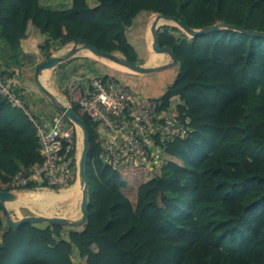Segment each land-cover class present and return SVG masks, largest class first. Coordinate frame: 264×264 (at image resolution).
<instances>
[{"label": "trees", "instance_id": "obj_1", "mask_svg": "<svg viewBox=\"0 0 264 264\" xmlns=\"http://www.w3.org/2000/svg\"><path fill=\"white\" fill-rule=\"evenodd\" d=\"M157 15L192 29L264 32V0H64L62 10L47 0H0V36L17 58L5 61L1 77L19 75L35 57L46 63L55 43L89 44L140 64L129 32L144 41L147 19ZM158 38L178 76L154 101L169 110L179 98L195 133L163 147L159 170L110 168L99 159L95 124L77 105L85 91L76 90L73 108L91 135L88 221L82 229L13 230L0 202V264H264V38L225 29L190 38L172 26ZM100 81L123 84L110 75ZM40 149L34 123L0 94V191L22 165L43 164Z\"/></svg>", "mask_w": 264, "mask_h": 264}, {"label": "built area", "instance_id": "obj_2", "mask_svg": "<svg viewBox=\"0 0 264 264\" xmlns=\"http://www.w3.org/2000/svg\"><path fill=\"white\" fill-rule=\"evenodd\" d=\"M85 87L83 99L77 103L95 124L99 139L100 161L113 169L147 167L159 170L164 164L166 144L185 140L195 133L189 118L182 119L171 100L169 110L155 101L142 98L145 104L138 106L139 97L131 88L118 82L102 83L98 78L88 82H75L70 92ZM17 76L2 79L0 94L14 108L23 110L34 123L43 164L21 170L11 183L9 191L17 193L34 185L43 189H66L73 186L78 176V135L70 121L57 115L50 124L39 122L18 92ZM45 187V188H44Z\"/></svg>", "mask_w": 264, "mask_h": 264}, {"label": "water", "instance_id": "obj_3", "mask_svg": "<svg viewBox=\"0 0 264 264\" xmlns=\"http://www.w3.org/2000/svg\"><path fill=\"white\" fill-rule=\"evenodd\" d=\"M165 20L171 22L173 27H177L181 29L187 36L190 38H197L204 35H209L212 33H216L219 31L230 30L238 33H242L244 35L250 37H261L264 38V32L260 31H247L243 28L234 27V26H214L208 29H192L187 26L184 22L180 21L175 17H164L162 15H158L155 23L151 28V32L153 35V51L159 55H169L173 59L171 64H167L159 67H146L140 64H133L126 58L117 56L115 54L102 52L95 47L89 44H81L80 42H76L74 44L73 49L68 51V53L63 56H55L53 55L48 59L46 63L39 65L35 69L34 80L37 84L40 91L53 103V105L59 110L60 113L63 114L70 122H72L83 134V152L79 161V181L82 187L83 199L81 203V214L82 217L78 221H71L66 218L61 217H25L18 221L11 216V213L8 208V204L16 203L19 201V195L12 193L10 191H0V202L3 205L4 216L6 220V224L10 229L18 230L25 224H47V225H61L64 227H83L88 221V208L90 205V184L87 177V162L90 152V144H91V135L89 128L85 121L81 119L76 113L75 109L72 106H68L64 104L56 95H54L42 82L41 77L44 72H49L60 65L70 61L71 59L78 56L81 52H89L95 58L103 59L110 61L112 63L121 65L130 70V72L138 74V75H151L155 73L162 72L166 69H169L178 64L177 59L175 58L173 52L170 49L162 48L159 38H158V24L160 21Z\"/></svg>", "mask_w": 264, "mask_h": 264}, {"label": "rangeland", "instance_id": "obj_4", "mask_svg": "<svg viewBox=\"0 0 264 264\" xmlns=\"http://www.w3.org/2000/svg\"><path fill=\"white\" fill-rule=\"evenodd\" d=\"M47 1H48V5H49L50 8H52L54 10H62L63 9L64 0H47ZM156 18H157V16H151V17H149L147 19V22H146V29L147 30L149 29L150 25H151V28H152L153 24L156 21ZM145 19H146L145 16H140L137 19V21H136V25L138 27L142 28ZM165 26H172L171 22L162 20L158 24L159 29H161V28H163ZM147 34H148V45H149L150 53L154 54L155 52L153 51V48H152V45H153V42H154L152 32L150 31L148 33V31H147ZM133 35H134V33H133ZM53 46L57 49V52L54 54L55 56H63L64 54L68 53V51H70L74 47V45H70L68 47L62 48V46H60L59 43H55V44H53ZM9 54H10V57H11L10 59H12L14 61L17 60L16 55L14 53L9 52ZM79 55L80 56H85V55L89 56L90 55L91 57H94L92 54H90L89 52H86V51L81 52ZM155 55H156L157 58L152 63L153 64L155 63L158 66H164V65H167V64H171L172 61H173L172 58L169 55H159L157 53H155ZM77 57H75L73 59H78ZM140 58H141L140 61H142L143 57H142L141 54H140ZM73 59H71V60H73ZM96 59H98V58H96ZM99 60L103 61L104 63H107L109 65V67L112 68V69H109L110 70V72H109L110 75H111V73L115 72L114 73L115 74L114 75L115 78L120 79L121 82H123V84H127L126 86L131 87L132 90L135 93L143 95V92H144V93L148 94V96H149L148 99L149 100H154V98H152V97H154L156 94L157 95H161L162 94L161 96H158V98H161L165 94L163 88H164L165 85L167 86V83L169 84L171 82V79H169V78H171V76H173V71L176 70V67H171L169 69H166L165 71H162V72H159V73H155V74H151L147 78H145L144 80L131 81L130 79H127L126 77H123V75L121 73H119L118 70L130 72L129 70H127L123 66H120L118 64L112 63V62L107 61V60H103V59H99ZM41 64H43L41 60H39L37 57L33 58L29 62L28 66L19 74V77H20L19 80H20V82L22 84V87L30 86V88H33L34 92L38 95V97L35 96L33 98V100L38 103V106L40 107L41 112H47L46 116H50L52 113H54L53 114V116H54L55 114H59V110L40 91V89L38 88V86H37V84L35 83V80H34L35 69ZM74 71H77V70H74ZM47 73H51V72H44L43 79H46ZM139 76H141V75L133 73V77H138L139 78ZM164 76H166V77H164ZM135 79H137V78H135ZM86 82H88V80H85L84 83H86ZM74 83H75V81H70L68 83V87H67V85H64L66 83L62 84V86L60 88L63 87V89L65 88L66 90L63 91L62 89H60V90H62L61 92L68 97L69 94H70L69 93L70 88H71V86ZM38 99H42V102H40V104L37 101ZM28 107L30 108V110L32 111L34 116L38 119V121L41 122V119L38 116L40 110L37 111L36 109H34L35 106L32 105V103H29ZM78 132H79V135H78V140H77V145H78V159L77 160H78V163H79L84 146H83V134H82V132L80 130H78ZM78 183H80V181ZM76 185H74V186H76ZM71 188H69V189H71ZM66 189L60 191L59 188H52V190H54V191H60L57 194H60V193H63L65 191L69 190V189H67V190ZM80 191H82V187H81ZM53 193H55V192H52V191H50L48 189H35V190L23 191V192L20 193V200L19 201H17L14 204H11V205L8 204V205H10L9 207H11L12 209H16L15 211H17V209L21 208V212H22L23 216H25L24 214L27 213L26 211H30L31 214L34 215V217H51L52 215H55L57 213H61V211H63V210L66 212L69 209L68 206L71 203V199L72 198L69 201L54 203V202H51L52 200L50 199L51 198V194H53ZM76 212H80V206L78 207ZM11 216L14 219L16 218L15 215H13L12 213H11ZM45 226H46V224H42V227H45ZM79 228H82V227H79ZM75 260H76V258H75Z\"/></svg>", "mask_w": 264, "mask_h": 264}, {"label": "crops", "instance_id": "obj_5", "mask_svg": "<svg viewBox=\"0 0 264 264\" xmlns=\"http://www.w3.org/2000/svg\"><path fill=\"white\" fill-rule=\"evenodd\" d=\"M147 31H148V33L151 31V25L149 26L148 30L145 29V33H144V41L145 42L143 40H140L139 38H137L135 36V33L133 35L132 32H130V34H129L130 40H131L132 44L136 47V49L139 53V57H140V54L143 57V60H142L143 62L139 60L140 65H144L146 67H159L157 64L152 63L157 57H156L155 53L154 54L150 53L149 45H148ZM16 51L19 52L18 50H16ZM9 52L13 53L14 51H12L9 48V46L6 44V42L0 36V63L3 66L2 68H6L5 67V65H6L5 61L6 60L7 61L11 60ZM19 54H21V53L19 52ZM77 58L78 59H73L71 61H68V62L60 65L59 67H57L53 71H49L51 73H47L46 79H43L44 73L42 74V77H41V80H43L42 81L43 84L66 105H69L71 103L72 98H71L70 94L67 97L65 94H63L61 92L62 90L63 91L66 90L65 88L63 89V87L60 88L62 86V84L66 83L64 85H67V87H68V83L70 81L85 82V80H88L91 77L101 78L102 76L110 75L109 69H112L109 67V65L107 63H104L103 61H100L99 59L91 57L90 55L89 56L88 55H85V56L79 55ZM74 70H77L79 73L77 71H74ZM118 71H119V73H121L123 75V77H126L127 79H130L131 81L144 80L145 78H147L149 76V75H141L138 78V77H133V73H131V72L120 71V70H118ZM0 72H2V70ZM114 73L115 72L111 73L110 76L115 77ZM166 76H164V77H166ZM177 76H178V71L176 68V70L173 71V76H171V78H169V79H171V82L169 84L166 82L167 86L166 85L164 86V88H163L164 92H166L167 88L176 81ZM135 78H137V79H135ZM19 79H20V77H19ZM19 83L21 86V88L19 89V93H21L22 97L27 101L28 104L32 103V105L35 106L34 109L39 111L40 107L38 106V103L33 100V98L35 96L38 97V95L34 92L33 88H30V86H24L25 87L24 88V87H22L20 80H19ZM60 89H62V90H60ZM143 95L145 97L149 98L148 94H146L144 92H143ZM161 95L156 94L152 98L158 99V96H161ZM37 101L40 104V102H42V99H38ZM46 113L47 112H41V110H40L38 116L41 119L42 123L45 122L46 124H50L53 120V117H55L57 114H55L53 116L54 113H52L50 116H46ZM75 185L76 186H73L71 189H69L63 193H60V194H57L58 192H56V191H52V192H55L56 194L55 193L51 194V198H50L52 200L51 202H54V203L65 202V201H69L71 198L72 199H71V203L68 206L69 209L66 212L63 210V211H61V213H57L55 215H52L51 217H61V218L69 219L71 221H78L79 219H81L82 214L80 212H81V203H82V199H83V193H82V191H80L79 183L76 182ZM11 204H14V203H11ZM10 205H8V207ZM79 206H80V212H76V210L78 209ZM9 210L13 215H15L16 221H18L22 218H25V217H34V215H32L30 211H26L27 213L24 214L25 216H23V214L21 212V208H19V209H17V211H15L16 209H12L11 207H9ZM80 229H82V228H80Z\"/></svg>", "mask_w": 264, "mask_h": 264}, {"label": "clouds", "instance_id": "obj_6", "mask_svg": "<svg viewBox=\"0 0 264 264\" xmlns=\"http://www.w3.org/2000/svg\"><path fill=\"white\" fill-rule=\"evenodd\" d=\"M158 16V15H157ZM159 31V30H158ZM171 57V56H170ZM173 60V59H172ZM173 62V61H172ZM3 66L1 65V63H0V71L3 69L2 68ZM173 67H175V66H173ZM1 73V72H0ZM132 73V72H131ZM135 74V73H134ZM0 77H1V74H0ZM17 77H18V79H19V75H17ZM2 78V77H1ZM91 78H98V77H91ZM90 79V78H89ZM88 79V80H89ZM99 80H100V78H98ZM76 82H78V81H76ZM79 82H81V83H83L84 84V82H82V81H79ZM20 84V83H19ZM122 85H124V84H122ZM124 86H126V85H124ZM126 87H129V86H126ZM20 88H21V86H20ZM19 88V89H20ZM129 88H131V87H129ZM19 89H18V92H19ZM81 89H84V91H85V87H83L82 86V88ZM132 89V88H131ZM69 93H70V95H71V98H72V95L73 94H71V92L69 91ZM21 94V93H20ZM136 94H138V93H136ZM139 95V97H141V98H146V99H148L147 97H145L144 95H140V94H138ZM21 98L26 102V104H27V106H29V104L27 103V101L22 97V95H21ZM173 99H176L175 100V103L177 104V103H180V99L179 98H173ZM149 100V99H148ZM152 101H154V100H152ZM156 102V101H155ZM68 106H72L73 107V101L71 100V103L68 105ZM57 115H63L62 113H60L59 112V114H57ZM56 115V116H57ZM55 116V117H56ZM54 118V117H53ZM66 118V117H65ZM67 119V118H66ZM68 120V119H67ZM71 123V125L73 126V128H75V129H77V130H79L72 122H70ZM76 182H79V171H78V176H77V178H76V180L74 181V184H73V186L75 185V183ZM73 186H71V187H73ZM71 187H69V188H71ZM45 188V187H44ZM69 188H67V189H69ZM35 189H43V188H40V187H37L36 186V188ZM35 189H33V190H35ZM66 189V190H67ZM48 190H50V191H54V190H52V188H49ZM62 190H65V189H60V191H62ZM6 191H9V189L8 190H6ZM23 191H28L27 190V188L26 189H23V190H21V191H18L17 193H15V194H17V195H19V197H20V193L21 192H23ZM60 191H56V192H60ZM11 192V191H10ZM13 193V192H12ZM20 199V198H19ZM16 221V220H15ZM47 225V224H46ZM84 227V226H83ZM82 227V228H83ZM68 228V227H67Z\"/></svg>", "mask_w": 264, "mask_h": 264}, {"label": "bare ground", "instance_id": "obj_7", "mask_svg": "<svg viewBox=\"0 0 264 264\" xmlns=\"http://www.w3.org/2000/svg\"><path fill=\"white\" fill-rule=\"evenodd\" d=\"M121 66V65H120ZM124 67V66H123ZM124 68H126V67H124ZM127 69V68H126ZM127 70H129V69H127ZM130 71V70H129ZM79 185H80V183H79ZM80 189H81V185H80Z\"/></svg>", "mask_w": 264, "mask_h": 264}]
</instances>
